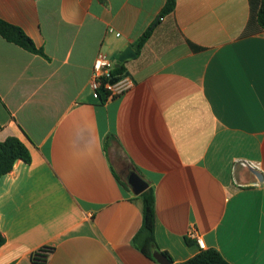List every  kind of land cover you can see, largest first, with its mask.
Wrapping results in <instances>:
<instances>
[{"label": "crops", "instance_id": "crops-1", "mask_svg": "<svg viewBox=\"0 0 264 264\" xmlns=\"http://www.w3.org/2000/svg\"><path fill=\"white\" fill-rule=\"evenodd\" d=\"M166 2L0 0L47 56L0 35V143L31 154L0 179V264H159L133 243L132 174L154 189L157 246L174 263L202 250L195 231L230 264H264V181L240 167L264 177L259 0H177L161 17ZM127 47L134 87L95 99L98 53L116 66Z\"/></svg>", "mask_w": 264, "mask_h": 264}, {"label": "trees", "instance_id": "trees-1", "mask_svg": "<svg viewBox=\"0 0 264 264\" xmlns=\"http://www.w3.org/2000/svg\"><path fill=\"white\" fill-rule=\"evenodd\" d=\"M177 0H167L161 11V17H165L174 12ZM260 30H264V0H259L258 11L253 15ZM153 28H149L136 44L137 52L151 36ZM0 35L10 43H13L23 49L47 58L43 49L38 48L34 41L18 26L12 25L0 18ZM124 65L115 68V74L122 76L125 74ZM103 101L104 97L101 95ZM22 160L25 163L31 162V154L28 148L16 137H9L0 143V179L13 170L15 163ZM142 203V226L136 234L133 243L147 257L156 261L153 254L159 251L155 238L156 226V205L155 193L152 187L145 190L139 196ZM5 243V237L0 232V247ZM169 258L172 264H230L215 249L201 250L193 258L182 262L174 263L166 252H161Z\"/></svg>", "mask_w": 264, "mask_h": 264}, {"label": "built area", "instance_id": "built-area-1", "mask_svg": "<svg viewBox=\"0 0 264 264\" xmlns=\"http://www.w3.org/2000/svg\"><path fill=\"white\" fill-rule=\"evenodd\" d=\"M112 31V29H111ZM119 36V34H117ZM115 63L103 52H99L94 65L90 81V88L93 96L97 100L108 101L117 97H121L128 93L134 87V81L130 76L124 74L117 76L115 72ZM197 244L204 249V242L200 235L195 231L189 233Z\"/></svg>", "mask_w": 264, "mask_h": 264}, {"label": "water", "instance_id": "water-1", "mask_svg": "<svg viewBox=\"0 0 264 264\" xmlns=\"http://www.w3.org/2000/svg\"><path fill=\"white\" fill-rule=\"evenodd\" d=\"M161 17L158 18V20H160ZM137 55V53L131 48V47H127L123 53L120 55L119 57V63L116 65L117 68L121 67V64L129 59H133L135 58ZM240 167H242L243 169H246L250 175H252L253 177H255V184H261L264 181V177L261 173H259L258 171L248 167L247 165H241ZM130 184L133 186L134 188V192L137 195L142 194L145 190L148 189V184L145 183L141 178H139L137 175L132 174L130 176L129 179ZM154 258L156 259V261L159 264H172L171 261L169 260V258L167 256H165L163 253L157 251L153 254Z\"/></svg>", "mask_w": 264, "mask_h": 264}]
</instances>
